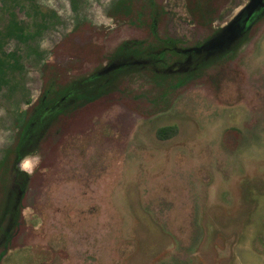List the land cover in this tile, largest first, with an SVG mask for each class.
<instances>
[{"label": "rangeland", "instance_id": "obj_1", "mask_svg": "<svg viewBox=\"0 0 264 264\" xmlns=\"http://www.w3.org/2000/svg\"><path fill=\"white\" fill-rule=\"evenodd\" d=\"M116 1L0 0V159L41 92L44 63L69 60L55 49L76 23L94 26L82 37L108 52L144 37L110 14ZM158 1L159 34L193 47L248 0L223 5L210 26L191 18L184 0ZM230 50L179 87L132 74L125 95L73 125L77 138L17 160L19 169L35 165L25 190L14 188L28 226L3 264H264V18L234 46L202 53ZM164 125L176 134L159 137Z\"/></svg>", "mask_w": 264, "mask_h": 264}, {"label": "trees", "instance_id": "obj_2", "mask_svg": "<svg viewBox=\"0 0 264 264\" xmlns=\"http://www.w3.org/2000/svg\"><path fill=\"white\" fill-rule=\"evenodd\" d=\"M184 1L186 10L196 23L210 26L222 6L231 0ZM110 14L143 27L144 37L123 39L108 52L101 43L82 37L83 33L97 32L94 26L86 21L76 23L55 49L56 53L62 51L66 56L69 55V60L61 63L56 59L44 63L41 92L28 107L14 141L0 159V264H3L10 251L16 249L17 235L28 226L23 213V192L20 197L14 188L16 186L19 191L25 190L31 175L20 171L17 160L48 146L63 148L64 140L67 142L69 137L77 138L73 125L87 112L108 105L116 95H125L126 82L132 74L146 73L159 87H179L197 78L203 73V69L222 64L233 51L216 52L211 58L204 56V53H193L197 60L195 65L188 70L171 73L166 71L167 68L177 61L187 60L190 54L180 49L182 46L178 45V38L159 34L158 26L166 15L161 2L117 0L110 9ZM206 16H209V22L206 21ZM262 18L264 14L255 21L251 29ZM219 29L208 36H213ZM76 36L82 43L76 42ZM198 57L202 60L199 61ZM118 59L136 62L110 68ZM88 60L95 64L92 72L83 69V64ZM59 101L61 102L58 103ZM176 132V125H164L157 130L161 138L173 136ZM3 164H6L4 170Z\"/></svg>", "mask_w": 264, "mask_h": 264}, {"label": "water", "instance_id": "obj_3", "mask_svg": "<svg viewBox=\"0 0 264 264\" xmlns=\"http://www.w3.org/2000/svg\"><path fill=\"white\" fill-rule=\"evenodd\" d=\"M263 14L264 0H248L213 36L209 37L199 46L185 48V51H214L225 50L230 46L232 47L239 42L243 36L248 34L255 21ZM64 98L65 96L62 97L61 101Z\"/></svg>", "mask_w": 264, "mask_h": 264}, {"label": "clouds", "instance_id": "obj_4", "mask_svg": "<svg viewBox=\"0 0 264 264\" xmlns=\"http://www.w3.org/2000/svg\"><path fill=\"white\" fill-rule=\"evenodd\" d=\"M23 159L30 161L32 159V157H25ZM34 159L37 161V164H38L39 163V156L37 155ZM34 170H35V165L29 166L28 164H26L24 162H22L20 165V171L25 172L27 175H32Z\"/></svg>", "mask_w": 264, "mask_h": 264}, {"label": "flooded vegetation", "instance_id": "obj_5", "mask_svg": "<svg viewBox=\"0 0 264 264\" xmlns=\"http://www.w3.org/2000/svg\"><path fill=\"white\" fill-rule=\"evenodd\" d=\"M205 41H206V40H205ZM205 41H203V42H205ZM203 42H202V43H203ZM202 43H201V44H202ZM201 44H199V45H201ZM199 45H197V46H199ZM189 47H190V46H189ZM185 48H188V47H181L180 49H181V50L183 49L184 52L189 53V54H190L189 57H194V56H193V53H194L195 51H190V50H189V51H185ZM202 52H203V51H201V52H196V53H200V54H202ZM123 62H125L124 65H126V64H134V63L136 62V60H135V61H131V62H128V61H123ZM122 65H123V64H122ZM112 67H113V65L110 66V68H112ZM108 68H109V67H108Z\"/></svg>", "mask_w": 264, "mask_h": 264}, {"label": "bare ground", "instance_id": "obj_6", "mask_svg": "<svg viewBox=\"0 0 264 264\" xmlns=\"http://www.w3.org/2000/svg\"><path fill=\"white\" fill-rule=\"evenodd\" d=\"M35 157V156H34ZM28 161V160H27ZM25 163V162H24ZM29 165V164H28Z\"/></svg>", "mask_w": 264, "mask_h": 264}]
</instances>
